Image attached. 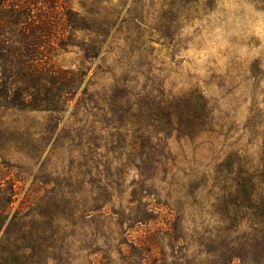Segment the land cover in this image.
<instances>
[{"label":"trees","instance_id":"obj_1","mask_svg":"<svg viewBox=\"0 0 264 264\" xmlns=\"http://www.w3.org/2000/svg\"><path fill=\"white\" fill-rule=\"evenodd\" d=\"M161 3L155 32L174 59L180 21L198 11L199 0ZM87 9L74 11L71 0H0V111L43 113L57 128L73 102L72 116L83 129H75L74 135L64 129L56 147L70 140L69 152L84 159L79 172L84 167L81 175L89 177L36 178L14 211L16 180L0 181V264H75L78 252L87 264H117L115 256L119 264H264V130L257 167L240 149L228 155L212 178L191 177L187 186L181 185L186 192L184 209L177 204L181 198L169 202L167 193L157 204L171 218L152 230L149 224L162 213L156 214L144 199L160 197L155 180L163 175L160 180L166 182L169 173L168 140L194 142L202 134L218 132L217 107L198 88L182 95L168 91L139 48L124 53L119 62L124 75L115 77L101 57L113 23L96 6ZM70 47L82 53V69L50 63V54ZM136 52L140 55L132 62ZM97 59L94 75L110 72L113 82L98 90H91L90 83L81 89ZM263 124L258 116L250 120L251 142ZM30 127L24 129L19 119L9 126L0 118L3 165L11 151L40 158L43 150L33 145L43 138H36ZM131 171L139 179L131 186L128 206L137 207L134 212L130 207L115 210L114 194L124 193V176ZM203 192L213 198L208 214L214 226L195 223L190 229L182 213L189 204L200 214ZM137 226L142 234L132 238L129 232Z\"/></svg>","mask_w":264,"mask_h":264},{"label":"rangeland","instance_id":"obj_2","mask_svg":"<svg viewBox=\"0 0 264 264\" xmlns=\"http://www.w3.org/2000/svg\"><path fill=\"white\" fill-rule=\"evenodd\" d=\"M162 0H71L74 11L84 13L94 5L104 18H108L110 30L103 45V56L106 66L113 70L115 77H122L124 71L119 62L124 53L139 48L143 57L152 63L154 73L165 83L166 89L173 94L182 95L198 88L205 97L217 107L215 112L216 128L221 131L212 135L202 134L191 142L187 139L178 140L172 137L168 140L171 157L168 160V175L166 182L161 181L163 175L155 180L159 188L160 197L153 200L144 199L149 208L155 213H162L158 221L149 224L152 230L164 227V222L171 218L169 211H162L157 203L164 202L166 194L171 195L169 202L181 198L177 204L185 203V190L181 185H188L191 177L208 175L213 172L233 152L243 149L253 166L257 167L263 154L262 132L264 124L258 131L259 137L253 142L247 129L254 116L264 119V3L259 0H199V9L192 13L189 19L180 21L177 41L178 51L172 59L171 49L155 32L157 18L162 9ZM211 3V4H209ZM207 4V5H206ZM112 26V27H111ZM142 34L141 36H139ZM140 52L135 53L138 60ZM50 63L66 70H80L82 53L78 47H70L68 52H53L48 56ZM99 59L95 60L85 77L81 89L92 84L91 90L101 89L102 85H111L113 74L94 75ZM161 70V72L159 71ZM160 72V73H159ZM97 74H100L98 72ZM140 76V85L144 82ZM140 88V86H139ZM72 102L56 128L55 124H48L47 115L39 112L5 113L0 111V118L11 126L12 121L19 119L23 128L29 126L36 138L43 140L34 144L41 149L38 159H31L23 153L11 151L5 158L3 165L0 159V181L16 180L15 186L19 194L13 204L16 210L25 197L28 189L33 187L36 178L43 180H63L71 176H82L78 165L84 159L77 152H69L70 140H66L63 148L56 147V138L67 131L83 129L72 116ZM258 113V114H256ZM5 115V116H4ZM55 126V128H54ZM231 128V131H229ZM85 130V128H84ZM139 179L134 171L126 172L124 176V193L114 194L113 207L115 210H125L127 207L135 211L136 207L128 206L131 186ZM41 186V185H40ZM203 210L200 214L196 208L187 204L182 213L186 225L191 229L194 224L214 225L208 212L211 210L212 197L203 192ZM139 209V208H137ZM138 211V210H136ZM114 226V225H112ZM132 238L142 234L137 226ZM195 248H190V254ZM114 255V253H113ZM116 258V263L119 261ZM75 264H87L86 258L77 253ZM232 264H240L235 261Z\"/></svg>","mask_w":264,"mask_h":264}]
</instances>
